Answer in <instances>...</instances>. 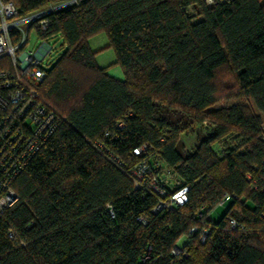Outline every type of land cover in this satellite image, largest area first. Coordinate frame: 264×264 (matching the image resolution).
<instances>
[{"label": "trees", "instance_id": "trees-1", "mask_svg": "<svg viewBox=\"0 0 264 264\" xmlns=\"http://www.w3.org/2000/svg\"><path fill=\"white\" fill-rule=\"evenodd\" d=\"M12 1L28 14L66 0ZM99 32L123 81L96 66L88 40ZM44 37H57L62 53L38 92L64 120L13 183L0 264H264L261 117L247 105L207 112L216 74L228 67L237 96L264 115V0H84L59 11ZM179 113L188 125L172 122ZM206 120L212 133L183 154L181 133ZM143 144L188 186L183 206L152 214L159 198L135 190L109 158L128 169ZM195 226L209 231L203 244L189 233ZM10 229L24 247L7 238ZM181 237L186 255L175 260Z\"/></svg>", "mask_w": 264, "mask_h": 264}, {"label": "built area", "instance_id": "built-area-1", "mask_svg": "<svg viewBox=\"0 0 264 264\" xmlns=\"http://www.w3.org/2000/svg\"><path fill=\"white\" fill-rule=\"evenodd\" d=\"M83 1L66 0L28 14H20L12 0H0V215L18 201L13 188L16 178L64 120L40 99L38 92L48 70L42 66V62L51 51L48 39L44 36L59 11L70 9ZM229 1L231 0H203L207 6ZM31 33L41 42L34 52L27 49ZM118 127L123 128V123L119 122ZM98 147L106 152L101 145ZM151 150L148 144L136 148L132 154L139 161L128 169H123L119 160L112 156L109 158L132 180L135 190L159 198L151 209L152 214L183 206L188 201V186ZM202 216L200 212L198 217L202 219ZM139 221L143 225L146 223L142 218ZM237 226L235 220L229 219L230 229L235 230ZM196 232L199 243L203 244L209 233L208 229L195 226L189 230L190 234ZM6 234L13 243L25 246L15 230L10 229ZM182 238L186 243V237L180 239ZM185 243L179 247L176 244L171 251L175 260L186 255ZM149 252L150 247L145 258H149Z\"/></svg>", "mask_w": 264, "mask_h": 264}, {"label": "rangeland", "instance_id": "rangeland-1", "mask_svg": "<svg viewBox=\"0 0 264 264\" xmlns=\"http://www.w3.org/2000/svg\"><path fill=\"white\" fill-rule=\"evenodd\" d=\"M27 49L31 51H36L40 40L36 39L33 33L29 36ZM47 44L51 48L48 56L43 60L42 66L44 68H51V66L56 62L59 56L62 53V49L60 47V40L57 37H53L47 40ZM88 46L91 52L94 53V60L96 66L100 69H118L120 71L121 68L118 64H116V55L113 49L109 46V42L105 32H99L88 40ZM215 86H216V101L215 103L207 109L208 111H217V110H225L229 109L236 105H247L250 106L256 115L261 117L262 128H264V115L260 114L253 106L252 102L249 99L238 97V83L234 73L228 68L224 67L218 71L215 78ZM174 124L184 127L188 125V120L184 115L180 113L173 118L172 121ZM192 132L187 133L185 131L180 135V149L183 154H189L197 145L198 140L202 137L208 136L212 133L213 125L212 122L206 120L202 125H191L190 128ZM213 148L216 152L221 151V147L218 145H214ZM228 202L225 203L224 206H218L210 213V217L212 220H217L225 208L227 207ZM185 243L184 238L178 240V247Z\"/></svg>", "mask_w": 264, "mask_h": 264}, {"label": "crops", "instance_id": "crops-1", "mask_svg": "<svg viewBox=\"0 0 264 264\" xmlns=\"http://www.w3.org/2000/svg\"><path fill=\"white\" fill-rule=\"evenodd\" d=\"M105 71L109 77H111L117 81H123V72L122 71H120L118 69H106Z\"/></svg>", "mask_w": 264, "mask_h": 264}]
</instances>
